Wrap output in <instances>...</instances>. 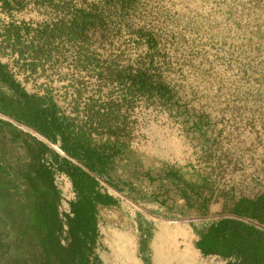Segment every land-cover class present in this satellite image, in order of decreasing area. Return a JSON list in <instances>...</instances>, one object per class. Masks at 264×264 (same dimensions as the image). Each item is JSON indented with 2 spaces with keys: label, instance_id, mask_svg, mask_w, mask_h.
Returning <instances> with one entry per match:
<instances>
[{
  "label": "rangeland",
  "instance_id": "1",
  "mask_svg": "<svg viewBox=\"0 0 264 264\" xmlns=\"http://www.w3.org/2000/svg\"><path fill=\"white\" fill-rule=\"evenodd\" d=\"M92 1L109 10L100 29H88L87 49L111 57L114 67L140 68L148 86L154 82L156 87L132 88L122 95L111 66L74 63L69 45L37 58L31 68L0 45V60L10 75L27 90L46 89L75 118L83 115L88 98L114 102L108 117L114 119L115 137L105 138L103 127L90 130L91 141L103 140L105 149H112L102 165L105 171L89 172L105 185L113 184L111 206L120 212L134 206L145 210L142 204L167 205L160 206L164 215L143 212L154 224L153 243L156 234L162 242L183 235L198 255L193 226L223 215L264 229L262 222L229 211L236 196H251L264 187V0ZM46 10L48 6L24 0L9 14L0 10V22L21 17L32 23ZM33 134L80 164L55 142ZM53 171L62 232L60 209L66 211L72 191L66 175ZM1 230L8 236L7 229ZM131 230L117 240L129 244L133 254L132 224ZM200 254L210 264L223 263V256ZM224 258L225 263L229 257Z\"/></svg>",
  "mask_w": 264,
  "mask_h": 264
},
{
  "label": "trees",
  "instance_id": "2",
  "mask_svg": "<svg viewBox=\"0 0 264 264\" xmlns=\"http://www.w3.org/2000/svg\"><path fill=\"white\" fill-rule=\"evenodd\" d=\"M24 0H0V10L21 6ZM48 6L45 16L32 23L19 17L0 22V45L13 51L32 67L37 58H46L70 46L74 63L87 60L112 68L123 95L148 86L140 68L130 65L114 67L111 57L98 56L86 47L88 29H100L109 9L92 0H33ZM128 3L130 0H101ZM103 4V3H101ZM9 16V15H8ZM102 24V25H101ZM1 50V49H0ZM132 68V69H131ZM70 109H75L71 104ZM111 108L114 102L85 100L83 115L75 118L54 100L46 89L30 91L4 67L0 60V254L1 264H97L92 251L94 202L109 198L95 190L94 174L104 173L105 141H91L90 130L104 128V137H115ZM5 115V116H2ZM26 125L80 164L56 152L44 140L13 121ZM110 144V143H109ZM112 143L109 146H111ZM21 160L18 162L16 152ZM53 170L62 171L72 196L66 211H60L64 227L61 232L55 201L57 189ZM92 171L93 173H90ZM173 174L167 173L169 178ZM174 178L172 177L171 180ZM229 211L252 217L264 224V187L251 196L238 195ZM4 231L8 230V236ZM194 245L201 252L229 258L224 264H264V229L239 218L223 215L209 219L199 228L193 226ZM148 232L143 233L145 241ZM61 238V239H60Z\"/></svg>",
  "mask_w": 264,
  "mask_h": 264
},
{
  "label": "crops",
  "instance_id": "3",
  "mask_svg": "<svg viewBox=\"0 0 264 264\" xmlns=\"http://www.w3.org/2000/svg\"><path fill=\"white\" fill-rule=\"evenodd\" d=\"M2 116H5L2 114ZM94 176V175H93ZM95 177V176H94ZM115 189L113 184L105 185V183L99 181L98 178H96V186L95 190L103 193L106 195L109 199L104 202L95 201L94 202V214H95V238H94V253L96 255L97 264H104L102 257H106L110 254H112L113 247L115 240L118 236V234L126 233L129 235L131 233V224L133 228V256L136 258L135 264H150V261L148 260V254L149 250L147 247L148 240L150 238V235L152 233L153 227L151 224L148 216L143 214V212L147 213L148 215L152 216L153 214L156 215H164L166 213H163L161 211V207H166L167 205L165 203H157V204H142V207L145 208V210H140L137 207H133L130 212H120L122 209H119V207L113 208L111 205L115 204L114 195L112 194L111 190ZM156 209V210H154ZM172 210H169V213H171ZM126 213V215L124 214ZM128 213V214H127ZM130 218L132 220V223L130 224ZM129 219V220H128ZM147 231L148 235L143 241V233ZM193 231V230H192ZM194 233V231H193ZM195 234V233H194ZM195 237L192 240V246L196 249L198 255L201 257V252L195 245L194 240ZM223 256V263L224 264V258ZM203 258V257H202ZM205 260V263H196V264H210L208 263V258H203ZM112 264H120L118 261H115Z\"/></svg>",
  "mask_w": 264,
  "mask_h": 264
},
{
  "label": "bare ground",
  "instance_id": "4",
  "mask_svg": "<svg viewBox=\"0 0 264 264\" xmlns=\"http://www.w3.org/2000/svg\"><path fill=\"white\" fill-rule=\"evenodd\" d=\"M156 242L153 243L152 238L148 240V260L150 264H196L202 263L203 258L199 257L193 248H191L184 239V236L179 235V238H172L167 242H162V237L156 234ZM121 239V234H118L113 253L102 257L104 264H112L115 259L120 264H134L135 260L131 253L129 244L118 242Z\"/></svg>",
  "mask_w": 264,
  "mask_h": 264
},
{
  "label": "water",
  "instance_id": "5",
  "mask_svg": "<svg viewBox=\"0 0 264 264\" xmlns=\"http://www.w3.org/2000/svg\"><path fill=\"white\" fill-rule=\"evenodd\" d=\"M26 126V125H25ZM27 128H29L33 133H36V134H38L35 130H33L32 128H30V127H28V126H26ZM39 136H41L40 134H38ZM262 225V224H261ZM263 227H264V225H262Z\"/></svg>",
  "mask_w": 264,
  "mask_h": 264
},
{
  "label": "built area",
  "instance_id": "6",
  "mask_svg": "<svg viewBox=\"0 0 264 264\" xmlns=\"http://www.w3.org/2000/svg\"><path fill=\"white\" fill-rule=\"evenodd\" d=\"M52 173L54 174L55 172L52 171ZM70 191H71V190H70ZM66 198H67V197H66ZM60 211H65V209H62V207H61Z\"/></svg>",
  "mask_w": 264,
  "mask_h": 264
}]
</instances>
